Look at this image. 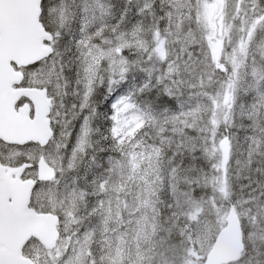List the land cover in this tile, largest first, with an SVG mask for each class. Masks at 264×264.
<instances>
[{"label": "snow or ice", "instance_id": "6c2138e0", "mask_svg": "<svg viewBox=\"0 0 264 264\" xmlns=\"http://www.w3.org/2000/svg\"><path fill=\"white\" fill-rule=\"evenodd\" d=\"M0 264H264V0H0Z\"/></svg>", "mask_w": 264, "mask_h": 264}, {"label": "water", "instance_id": "95a60500", "mask_svg": "<svg viewBox=\"0 0 264 264\" xmlns=\"http://www.w3.org/2000/svg\"><path fill=\"white\" fill-rule=\"evenodd\" d=\"M227 249H228V243L227 242H225V245H224V249H223V251H227Z\"/></svg>", "mask_w": 264, "mask_h": 264}, {"label": "trees", "instance_id": "16d2710c", "mask_svg": "<svg viewBox=\"0 0 264 264\" xmlns=\"http://www.w3.org/2000/svg\"><path fill=\"white\" fill-rule=\"evenodd\" d=\"M103 103H106V101H103V102H102V106H103Z\"/></svg>", "mask_w": 264, "mask_h": 264}]
</instances>
